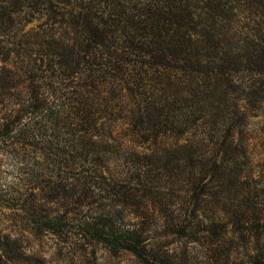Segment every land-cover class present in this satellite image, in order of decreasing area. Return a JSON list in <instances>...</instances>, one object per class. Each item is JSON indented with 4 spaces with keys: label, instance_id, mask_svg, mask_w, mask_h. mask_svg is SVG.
<instances>
[{
    "label": "trees",
    "instance_id": "trees-1",
    "mask_svg": "<svg viewBox=\"0 0 264 264\" xmlns=\"http://www.w3.org/2000/svg\"><path fill=\"white\" fill-rule=\"evenodd\" d=\"M263 116L264 0H0L9 199L62 243L80 214L68 264H264Z\"/></svg>",
    "mask_w": 264,
    "mask_h": 264
},
{
    "label": "rangeland",
    "instance_id": "rangeland-1",
    "mask_svg": "<svg viewBox=\"0 0 264 264\" xmlns=\"http://www.w3.org/2000/svg\"><path fill=\"white\" fill-rule=\"evenodd\" d=\"M259 120L264 123V116ZM262 127L264 128V124L260 128L262 129ZM259 142L257 149L261 153H257L262 159L264 157V134ZM2 149L3 147L0 146V150ZM32 160H34V155L30 149L25 151H0V234H9L17 238L25 253H32L43 258L46 264H68L73 257L71 251L76 252L75 257L80 256V245L82 243L75 235L77 232L75 229L81 220L80 214L77 216L76 213V220L74 218L71 223L74 231L70 232L71 234L67 238L68 243H62L55 235L46 232L39 236L34 235L31 231L33 223L29 220L31 216L24 211H20L14 199H9L18 190H24V184L27 183L25 174L31 169ZM36 205L39 206V202L36 201ZM97 258L100 261L99 254ZM131 260L128 256L120 254L118 258L111 259L109 264H132Z\"/></svg>",
    "mask_w": 264,
    "mask_h": 264
}]
</instances>
